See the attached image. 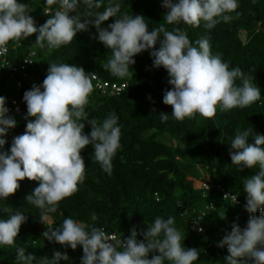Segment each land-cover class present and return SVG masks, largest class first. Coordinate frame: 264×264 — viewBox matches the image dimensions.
<instances>
[{
    "label": "clouds",
    "instance_id": "9594fccd",
    "mask_svg": "<svg viewBox=\"0 0 264 264\" xmlns=\"http://www.w3.org/2000/svg\"><path fill=\"white\" fill-rule=\"evenodd\" d=\"M45 5L58 8L37 27L28 4L0 0V53L7 50L9 41L27 39L36 33L35 43L41 48L46 42L50 50L58 49L93 25L98 40L111 51L103 68L114 77L129 75L134 57L150 51L154 67H163L168 73L172 87L165 91L163 103L171 106V115L178 121L196 114L213 118L218 108H245L261 98L260 88L239 67L230 69L219 54H212L207 38L197 40V46H193L180 27L171 31L165 27L180 23L199 27L203 22L206 29H212L221 21L230 22L234 18L231 13L239 15L238 0H162V7L168 10L164 23L151 30L142 15L118 16L119 3L103 6L102 0H45ZM101 7L104 10L98 11ZM110 17H116L115 22L101 28ZM91 76L74 64L50 63L42 85L34 84L24 93L27 117L35 119L28 121L23 134L13 138L10 154L0 152V199L14 195L19 182L27 178L38 182V186L25 197L26 202L42 212H55L59 202L72 196L83 183L86 165L81 152L89 145L94 148L95 161L111 174L112 160L120 148L121 129L114 114L100 123L89 119L85 112L93 89ZM237 78L242 80V86L236 85ZM5 105L6 98L0 96V137L16 127ZM160 118L167 121L168 113H160ZM84 121L91 126L90 134L84 132ZM249 135L250 130L238 131L230 143L232 164L240 170L257 166L259 170L243 179L245 210L250 214L246 227L233 222L231 231L217 244L221 248L227 246V264H264V135H255L254 143L248 142ZM5 144L6 140L0 138V148ZM3 211L11 213L7 207ZM257 212L259 215H255ZM92 219H96L95 214ZM26 220L19 210L0 219V245L14 246ZM174 223L172 216H158L146 231L138 233L133 227L130 235L121 240L103 228L65 218L59 227H49L42 235L62 247L75 250L82 246V264H164L165 260L170 264H193L199 253L195 248L184 247V237ZM138 235L143 239H137ZM150 253L158 254L149 258ZM15 259L16 264H33L36 257L18 247ZM69 259L66 252L55 251L52 258L43 256L38 264H60Z\"/></svg>",
    "mask_w": 264,
    "mask_h": 264
},
{
    "label": "trees",
    "instance_id": "16d2710c",
    "mask_svg": "<svg viewBox=\"0 0 264 264\" xmlns=\"http://www.w3.org/2000/svg\"><path fill=\"white\" fill-rule=\"evenodd\" d=\"M19 2L29 5V15L37 27L58 8V5L46 7L45 0ZM109 3L121 5L118 16L125 13L144 16L149 30L164 23L168 11L162 7V0H102L103 6ZM238 4L239 15L231 13L234 18L230 22L221 21L212 29H206L203 22L199 27L165 24L170 31L180 27L193 46H197V40L207 38L213 55L219 54L230 69L239 67L245 77L260 88L261 98L250 106L227 111L218 108L213 118L196 114L194 118L178 121L172 117L171 106L163 103L165 91L172 87L168 84V73L163 67H154L150 51L134 57L135 64L130 66L126 77L111 75L103 68L111 51L98 40L93 25L58 49L50 50L46 42L41 48L35 43L38 33L27 39L9 41L7 53L0 55V96L5 97L9 105L15 100L21 113L12 116L16 127L0 137L6 140L0 152L10 154L13 138L23 134L28 121L35 119L27 117L23 96L34 84L42 85L50 63L74 64L92 76L97 75L103 82L125 84L126 88L120 95L103 96L92 81L93 89L85 106L89 119L95 118L100 123L111 114L118 117L120 148L112 160L111 174L103 171L93 156L94 148L87 146L81 152L86 165L83 183L51 213L42 212L25 200L38 182L27 178L20 181L14 195L0 199V219H7L19 210L27 220L21 225L14 246L0 245V264H16L18 247L25 248L26 254L35 255L33 264H38L43 256L52 258L55 251L66 252L70 258L61 260L60 264H82V246L75 250L62 247L42 235L49 227H59L65 218L103 228L123 240L133 227L138 233L146 231L158 216L174 217V227L182 233L184 247L195 248L199 253L193 264H227L214 245L231 231L233 208L223 201L218 191H205L202 180L208 175L212 185H219L246 200L243 179L255 175L259 169L257 166L240 170L232 164L230 143L238 131L250 130L249 143H254L255 135H264V0H238ZM103 10L101 7L98 11ZM115 19L110 17L101 28H107ZM25 59H31L32 64H25ZM235 83L242 86L240 78ZM162 112L168 113L167 121L161 120ZM84 123L85 134H90L91 126ZM209 204L214 205L213 210L207 209ZM5 207L10 208L11 213H5ZM45 218L51 222L45 223ZM192 221H196L204 233L198 234L191 227ZM137 239L142 240L143 236L138 235ZM154 254L158 253H150L149 258ZM164 264L170 262L165 260Z\"/></svg>",
    "mask_w": 264,
    "mask_h": 264
},
{
    "label": "built area",
    "instance_id": "2783aa9c",
    "mask_svg": "<svg viewBox=\"0 0 264 264\" xmlns=\"http://www.w3.org/2000/svg\"><path fill=\"white\" fill-rule=\"evenodd\" d=\"M6 47V46H5ZM7 49V47H6ZM8 49L2 53H0L1 56H4L7 53ZM31 60V59H30ZM26 64V62L24 61ZM27 64H32V62L27 63ZM25 65L22 66V69L24 68ZM17 70V69H16ZM92 81L96 83V89L101 93V95H110V96H117L120 95V93L126 88L125 84H113V83H108V82H103L102 80L99 79L97 75L92 76ZM8 109V116H14L17 114L21 113L20 107L17 105V102L13 100L12 104L9 105L8 102L6 101L5 105ZM202 188L205 191L209 190H216L220 193L223 201L229 202V204L233 208V222L238 223L241 228L246 227L247 221L249 219L250 214L245 210V205H246V200L241 199L237 194H232L231 192H227L225 189H223L219 185H212V180L211 177L208 175H205L203 180H202ZM208 210H213L214 205L209 204L207 206ZM255 215H259V212H257ZM191 227L197 231L198 234L204 233V229L201 232L199 229L201 228L199 225H197L196 221L191 222ZM109 235H115V234H109ZM116 236V235H115ZM118 239L119 237L116 236ZM218 244V243H217ZM217 244H215V249L222 255V258L226 257L229 253L227 251V246H224L223 248L217 247Z\"/></svg>",
    "mask_w": 264,
    "mask_h": 264
},
{
    "label": "rangeland",
    "instance_id": "374dc122",
    "mask_svg": "<svg viewBox=\"0 0 264 264\" xmlns=\"http://www.w3.org/2000/svg\"><path fill=\"white\" fill-rule=\"evenodd\" d=\"M44 222H45V223H50L51 221H50L49 218H45V219H44Z\"/></svg>",
    "mask_w": 264,
    "mask_h": 264
}]
</instances>
